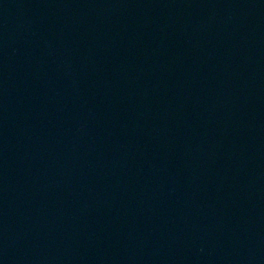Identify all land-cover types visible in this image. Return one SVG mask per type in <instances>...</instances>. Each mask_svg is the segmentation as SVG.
I'll return each instance as SVG.
<instances>
[{"label": "water", "instance_id": "water-1", "mask_svg": "<svg viewBox=\"0 0 264 264\" xmlns=\"http://www.w3.org/2000/svg\"><path fill=\"white\" fill-rule=\"evenodd\" d=\"M0 264H264V0H0Z\"/></svg>", "mask_w": 264, "mask_h": 264}]
</instances>
